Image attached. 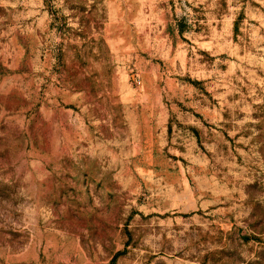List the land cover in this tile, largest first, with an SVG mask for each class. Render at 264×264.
<instances>
[{"label":"rangeland","instance_id":"obj_1","mask_svg":"<svg viewBox=\"0 0 264 264\" xmlns=\"http://www.w3.org/2000/svg\"><path fill=\"white\" fill-rule=\"evenodd\" d=\"M0 264H264V0H0Z\"/></svg>","mask_w":264,"mask_h":264}]
</instances>
